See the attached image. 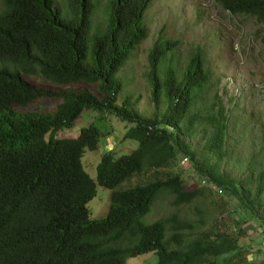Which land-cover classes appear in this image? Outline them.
<instances>
[{"label":"trees","instance_id":"1","mask_svg":"<svg viewBox=\"0 0 264 264\" xmlns=\"http://www.w3.org/2000/svg\"><path fill=\"white\" fill-rule=\"evenodd\" d=\"M53 1L2 0L0 9V264H127L142 254L156 255L157 264H235L238 239L224 233L212 238L203 230L204 218L189 217L191 206L201 216L196 202L216 189L256 219V206L264 210V167H253L250 159L243 176L223 169L221 161L230 154V119L218 90L210 105L200 94H206L212 75L202 49L197 47L181 69L171 56L180 41L157 38L143 74L153 108L151 116H143L136 108L140 96L122 95L128 81L119 74L148 37L145 1L62 0L61 8ZM103 1L102 21L94 27ZM225 1L256 16L264 48V0ZM165 59L169 63L160 69ZM36 73L62 88L22 77ZM41 99L54 102L55 109L28 110ZM85 110L124 122L123 139L137 141L128 153L106 151L96 165V183L111 190L101 220L89 217L96 183L82 162L86 150L98 148L101 129L90 124L75 138L57 137ZM199 127L208 134L201 150L182 140ZM180 152L202 186L189 189L179 174L158 177L156 169ZM150 170L155 172L150 181L131 183ZM126 181L129 186L120 188ZM161 190L170 194L174 208L186 211L146 224L142 217Z\"/></svg>","mask_w":264,"mask_h":264},{"label":"rangeland","instance_id":"2","mask_svg":"<svg viewBox=\"0 0 264 264\" xmlns=\"http://www.w3.org/2000/svg\"><path fill=\"white\" fill-rule=\"evenodd\" d=\"M105 1V0H104ZM93 16V26L97 27L102 21L103 3ZM54 5L61 8L62 0H54ZM2 0H0V9ZM144 25L148 30V38L134 49L132 58L125 63L119 77L127 82L122 95H132L138 99L137 110L143 116H151L152 102L148 85L143 78L147 72V54L157 42L171 40L180 42L171 54L174 64L183 68L193 51L200 47L204 53L205 63L211 70L210 82L205 86L207 104H212L214 93L218 90L224 108L228 111L230 119L227 146L230 154L221 161L226 172L232 175L243 176L244 167L251 159L253 167H264V48L259 41L260 24L242 15L231 17L226 12L214 7L212 0H173L169 3L157 1L145 12ZM169 63L165 59L160 65L164 69ZM1 66V62H0ZM27 81L56 88L45 81L38 73L35 75L23 74ZM63 87V88H66ZM74 89H83V85H72ZM204 90V91H205ZM199 94V95H200ZM121 95V96H122ZM161 107L164 109L165 105ZM55 103L48 99H41L28 107L30 111L51 112ZM90 124L101 129L102 135L96 150H86L82 157L85 171L96 183V165L103 153L108 150L117 154L128 153L137 146L135 140H124L125 123L112 116L100 112L85 110L76 120L75 125L57 133L58 138H75L81 127ZM199 127L191 138H182L184 142L201 150L206 137ZM185 155L178 153L175 160L167 165L157 168L159 178L165 179L172 175H180L189 189L202 186L200 177L192 168L191 161L183 162ZM201 158V155L196 157ZM153 170L136 175L133 184H143L153 178ZM128 181L121 184L126 188ZM110 192L108 188L96 183V194L87 203L89 217L93 220L104 219L110 205ZM206 195V194H205ZM196 202L203 212L201 216L194 214V205L191 206L190 218H204L203 230L210 233L228 234L238 239L240 255L234 256L235 264H258L264 259V248L260 246L263 237L261 224L264 222V210L256 206V219L249 210L241 208L239 202L225 191L214 189L213 193ZM171 196L166 190L158 192L151 205L150 211L142 217L146 224L157 219L165 218L173 212L183 215L186 207L174 208L170 204ZM196 205V204H195ZM247 212V213H246ZM251 213V214H249ZM238 225H237V224ZM214 234V235H213ZM230 253L223 257H229ZM127 264H157L154 254H142L131 257ZM213 264V263H212Z\"/></svg>","mask_w":264,"mask_h":264},{"label":"clouds","instance_id":"3","mask_svg":"<svg viewBox=\"0 0 264 264\" xmlns=\"http://www.w3.org/2000/svg\"><path fill=\"white\" fill-rule=\"evenodd\" d=\"M145 1V3L147 4V9L152 5V3L154 2H157V1H163L164 3L167 2H171L173 0H143ZM213 4H214V7L219 9L220 11H223V12H226L229 16L231 17H238L240 15L244 16V17H248L250 19H252L256 24H260L259 28H260V31H259V36L261 35V30H262V27H261V23H259L256 18V16L253 14L252 15H249V14H245V13H239L237 12L235 9H232L227 3L225 0H212ZM146 9V11H147ZM145 11V12H146ZM145 17V16H144ZM147 29V28H146ZM160 36V35H159ZM158 36V37H159ZM148 38V37H147ZM262 46V45H261ZM263 47V46H262Z\"/></svg>","mask_w":264,"mask_h":264},{"label":"built area","instance_id":"4","mask_svg":"<svg viewBox=\"0 0 264 264\" xmlns=\"http://www.w3.org/2000/svg\"><path fill=\"white\" fill-rule=\"evenodd\" d=\"M183 162H186V158L183 159ZM261 245L264 247V232H263V237L261 238Z\"/></svg>","mask_w":264,"mask_h":264}]
</instances>
